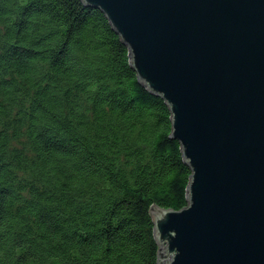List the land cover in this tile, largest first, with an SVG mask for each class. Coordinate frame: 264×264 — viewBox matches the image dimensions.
<instances>
[{
	"label": "trees",
	"instance_id": "obj_1",
	"mask_svg": "<svg viewBox=\"0 0 264 264\" xmlns=\"http://www.w3.org/2000/svg\"><path fill=\"white\" fill-rule=\"evenodd\" d=\"M190 174L100 9L0 0V264H157Z\"/></svg>",
	"mask_w": 264,
	"mask_h": 264
},
{
	"label": "water",
	"instance_id": "obj_2",
	"mask_svg": "<svg viewBox=\"0 0 264 264\" xmlns=\"http://www.w3.org/2000/svg\"><path fill=\"white\" fill-rule=\"evenodd\" d=\"M82 2L168 105L191 170L184 207L150 208L157 264H264V0Z\"/></svg>",
	"mask_w": 264,
	"mask_h": 264
},
{
	"label": "rangeland",
	"instance_id": "obj_3",
	"mask_svg": "<svg viewBox=\"0 0 264 264\" xmlns=\"http://www.w3.org/2000/svg\"><path fill=\"white\" fill-rule=\"evenodd\" d=\"M161 248H164L163 246H161Z\"/></svg>",
	"mask_w": 264,
	"mask_h": 264
}]
</instances>
